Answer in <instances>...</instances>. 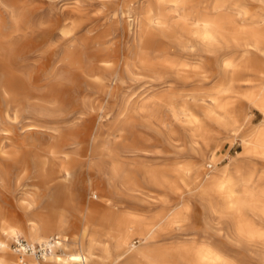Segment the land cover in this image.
<instances>
[{
  "label": "rangeland",
  "instance_id": "obj_1",
  "mask_svg": "<svg viewBox=\"0 0 264 264\" xmlns=\"http://www.w3.org/2000/svg\"><path fill=\"white\" fill-rule=\"evenodd\" d=\"M217 1L240 5L254 18L261 13L259 4L249 0H192L190 7L199 11ZM154 3L0 0V30L3 37L10 35L12 40L4 42L6 49L0 47V64L13 75L9 81L13 91L8 90L12 103L3 99L6 122H0V128L5 129L0 131V155L12 148L9 140L21 148L25 155L22 159L28 164L26 172L10 166L8 174L0 173V224L2 218L20 212L19 205L37 201L44 192L31 155L57 148L73 127L90 133L83 152L68 151L67 165L73 168L74 179L73 184L69 181V188L77 202L90 197L79 184L82 180L91 177L104 183L115 165L121 175L137 179L143 171L177 169L181 174L174 190H149L145 197L134 200L123 196V192L111 197L105 193L110 198L100 200L98 195L97 203L104 208L107 200L117 201L116 220L127 212L148 216L177 212L178 219L163 222L161 236L149 243L152 249L189 246L194 239L207 242L233 264H264V246L238 240L230 213L227 211V217L221 215L220 196L202 191L208 180H218L225 173L234 178L233 189L238 196H242L243 189L237 180L243 178L250 179L249 193L264 191V149L252 153L240 138L264 129L263 115L244 98L252 84L236 83L233 93H222L227 90L222 79L223 62L238 60V55L230 52V45L208 52L188 34L191 17H182L180 11L160 19V15L149 11ZM32 44L37 47L34 56L38 57L28 63L34 68L18 70L11 62L12 52ZM70 57L77 62L74 69L65 67ZM184 65L195 68V73L185 74ZM41 70L44 75L27 89V79L38 76ZM212 100L246 120L242 132L234 137L202 116L199 106L211 107ZM183 109H190L215 138L214 157L202 147L198 127L189 123V113ZM60 162V158L52 161L53 170ZM79 211L76 206L72 216L67 215L71 228L80 224ZM96 227L100 233L107 231L100 222ZM13 242L7 243L11 249L8 256L22 258L12 252ZM130 242L138 247L144 241L133 235Z\"/></svg>",
  "mask_w": 264,
  "mask_h": 264
},
{
  "label": "bare ground",
  "instance_id": "obj_2",
  "mask_svg": "<svg viewBox=\"0 0 264 264\" xmlns=\"http://www.w3.org/2000/svg\"><path fill=\"white\" fill-rule=\"evenodd\" d=\"M249 1L259 4L261 13L256 18L248 15L240 5L229 6L228 3L222 1L214 2L210 7H203L202 10L197 11L193 6L190 7L192 0H155L149 11L153 14L156 13L157 16L160 15V19L180 11L182 17H191V29L188 34L207 51L220 45L227 49V45H230L232 48L230 52L238 55L239 59L223 62L222 79L224 84L227 83V90L221 92L233 93V86L236 83L252 84L249 92L244 94V98L248 104L263 115L264 119V0ZM2 33L3 31L0 30V47L4 49L6 46L8 47L4 42L7 41L6 44H8L12 40L10 35L3 37ZM36 49L37 47L32 44L22 51L14 50L11 54L13 66L18 70L34 68V65L28 62L31 58L38 57L34 56ZM76 63L70 57L66 60L65 67L74 69ZM183 68L185 74L195 73V68H190L189 65H184ZM43 75L44 71L41 70L38 74L39 77L28 78L29 85L25 84L26 88L32 87L34 80L38 81V78L40 79ZM0 77L3 79L1 80L3 84L0 86L3 94L0 93V122H6L3 99H6L7 104L12 103V96L10 97L8 90L13 91L9 86L13 75L4 71L0 64ZM212 101L211 107L199 106L202 116L215 121L225 132L234 137L242 132L246 120L237 115L230 107L224 105L220 108L216 105L215 100ZM217 108H220V111L217 112ZM183 111L189 113L190 122H187L198 127L197 138L200 139L202 147L206 152L213 153L217 149L216 142L214 144L215 138L206 130L203 123L199 122L196 115L190 113V109H183ZM218 113L220 116L217 115ZM4 130L0 128V131ZM240 138L241 144L247 147L250 152L263 151L261 149H264V129L253 131L245 136L243 134ZM89 139L90 133L72 127L60 139L57 148L42 151L43 154L31 155L34 160V168L36 172L40 173L42 185L45 186L44 192L42 194L40 192L41 196L37 201L19 205L17 209L20 212H14L15 216L10 215L9 218H2L0 264H6V261L9 264H233L224 255L209 246L207 242L206 244L198 243L194 239L189 246L152 249L149 243L161 236L159 229L164 225L163 222L178 219L177 212L169 211L164 215L160 213L152 216L127 212L124 217L116 220V212L119 211L117 201L107 200L104 208L97 203L99 197L100 200L104 197L110 198L119 192H123V196H129L130 200H134L140 196L145 197L149 190L157 192L167 191V189L174 190L181 174L177 169L170 171L147 170L141 172L142 177L137 179L129 175H121L120 168L114 164L115 166L110 168L104 183H99L91 177L79 183L88 191L90 197L81 198L77 202L73 191L70 190L71 187L69 188V181H72L71 184H73L74 179H72L71 173L73 168L67 165L69 162L68 151L75 149L83 152L85 149L83 146L88 143ZM8 142V146L12 148L3 149L4 151L0 155V173L8 174L10 166L21 169L20 172L25 171L28 164L26 165L22 159L25 155L20 151L21 148L15 147L14 142L9 140ZM212 155L215 156L214 153ZM59 158L62 162L59 163L60 166L57 170H53L51 163ZM233 180L234 178L227 177L226 173L218 180H208L203 185V194L220 196L221 215L227 217V211L230 213L234 234L238 240L263 247L264 191L258 190L256 194L249 193L247 186L250 179L243 178L237 180L243 189L242 196H238L233 189ZM105 193H110V197L105 196ZM76 206L80 209L81 220L79 226L71 228L67 215L72 216V210ZM74 217L77 218V215ZM98 222L102 223L107 231L100 233L96 227ZM133 235L140 236L144 242L135 247L130 242ZM20 236L33 249L44 247L48 248L49 252L42 254L40 259L32 255L22 258L9 257L8 252L11 249L9 250L7 243L19 239ZM34 245L37 246L34 248Z\"/></svg>",
  "mask_w": 264,
  "mask_h": 264
},
{
  "label": "built area",
  "instance_id": "obj_3",
  "mask_svg": "<svg viewBox=\"0 0 264 264\" xmlns=\"http://www.w3.org/2000/svg\"><path fill=\"white\" fill-rule=\"evenodd\" d=\"M11 247H12V252L19 257L32 255L37 259H40L42 257V254L49 252L48 248H44V247L42 248L36 247V249H33L26 243V241H24L21 238L15 240L12 243Z\"/></svg>",
  "mask_w": 264,
  "mask_h": 264
}]
</instances>
